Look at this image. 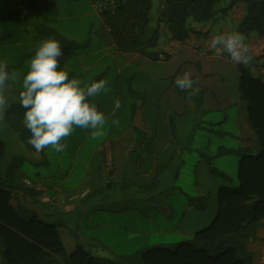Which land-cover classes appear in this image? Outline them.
<instances>
[{
	"label": "crops",
	"instance_id": "0c3cea01",
	"mask_svg": "<svg viewBox=\"0 0 264 264\" xmlns=\"http://www.w3.org/2000/svg\"><path fill=\"white\" fill-rule=\"evenodd\" d=\"M25 1L27 0H13L9 4L12 11L0 12V62L6 61L10 72H16L24 65L25 59L34 56L39 42L49 38L41 35L39 28H49L54 31L57 40H65L74 43L75 46L68 56L66 51L62 50L59 70L66 71L70 79H79L81 86L107 80L110 91L89 98L99 111L105 108V101H109L104 113L107 118L106 135L97 139L96 143H92L91 156L81 168H78L79 154L83 147L90 144L91 130L76 128L74 133L86 131L88 134L78 142H75L77 136L74 135L63 141L68 148L75 149L70 158H65L62 151L51 160L44 149L41 159L34 162L35 166H40L44 172H37L33 180L24 177L18 179V182L22 184L28 180L32 183V188L38 192L37 199L43 215L47 220L58 225V233L66 249V260L79 245L100 260L117 261L139 253L143 251L141 248L130 254L121 255L106 242L92 236V232L98 233L100 230L117 226L116 223L99 222V217L114 216L132 210H118L113 206L102 207L99 206L100 198L98 201L91 198L99 195L112 197L117 190L122 192L132 189L137 194L147 197L149 191L159 192L163 187L166 190L177 189L176 183L185 170L187 158L196 159V166L191 171L196 179L201 177L205 181L210 174L226 176L225 171L216 166V159L229 154H238L240 148L252 149L248 144L250 141L258 144L240 92L238 100L233 104L239 105L242 111H246L247 122L245 126L243 121L241 124L237 122V131L240 134L237 150L226 148L225 142L221 141V138L228 135V132L221 127L222 123L208 122L205 127L203 121L196 123V117L202 115L203 107L207 105L211 95H216L217 110L227 109V106L221 105L217 94L204 84V79L218 77L226 63H234L228 61L224 54H217L211 50L210 39L214 34L210 27L190 28L192 32L183 43H180L171 40L169 32L163 26L156 45V47L160 46L159 51L155 54L157 58L159 55H164L165 58L153 59L149 56L119 51L101 15L94 10L93 5L95 19L83 31L65 27L63 25L65 18H53L48 15V12L57 6V0L51 9L39 17L24 20L21 11ZM237 6L238 4L232 6L231 10L237 9ZM241 19L242 16L239 14V21ZM157 27L158 25L156 29ZM251 41L248 46L250 55L257 61L253 63L255 65L251 69L237 64L238 71L241 65L251 74L254 71L256 76L252 75L264 82V38L258 35L251 38ZM6 42H14V47L5 48ZM149 51L152 52L150 49ZM203 64L207 67L205 70ZM185 72L190 73L193 89L199 90L198 95L191 101L187 99L188 92L181 91L175 84L177 76H182ZM223 83L226 84L224 80ZM22 90L17 89L14 84L10 85L9 92L13 101H16L14 103L20 104L17 97ZM227 94L226 92L223 98L224 104ZM116 100L120 101L119 109L115 108ZM126 100L130 101L128 109L125 108ZM190 113L193 120L188 125L185 124V119ZM116 119L120 122L118 127L112 124V120ZM216 125L219 130H214ZM198 132H202L199 136L203 141L196 140ZM203 132L211 135L206 138ZM214 139L217 140V148L213 151ZM100 153L104 155L101 162L105 167L104 173H92L91 166L95 156ZM222 188H224L222 184H218L216 189L220 191ZM209 193L208 189L197 192V197L183 193L187 201L183 204V214L177 222L179 231L185 228L183 238H191L196 234L195 227L202 218V212L208 207L206 206L204 210L197 209L190 204V200L206 199ZM109 200L115 199L110 198L107 201L116 204ZM151 200L154 201V198ZM162 201L159 205L162 219L165 222H176V210L173 204L168 200ZM74 215H78L75 221H73ZM85 217H88L89 221L84 224ZM94 218L96 222L93 223ZM136 220L145 223L148 218L139 212L134 222ZM248 250L252 255L254 254V264H264V221L258 227L255 237L250 239ZM0 264H2L1 254Z\"/></svg>",
	"mask_w": 264,
	"mask_h": 264
},
{
	"label": "trees",
	"instance_id": "16d2710c",
	"mask_svg": "<svg viewBox=\"0 0 264 264\" xmlns=\"http://www.w3.org/2000/svg\"><path fill=\"white\" fill-rule=\"evenodd\" d=\"M222 1L225 0H164L158 27L147 39H144V34L150 22L153 0H113L112 6L101 17L119 51L159 59L149 49L156 47L163 26L171 40L183 43L192 32L188 20L208 22ZM229 1L233 6L245 5V15L236 32L244 37L257 34L264 38V0ZM55 3L56 0L25 1L21 11L23 19L37 18ZM38 31L41 35L58 39L49 28L40 27ZM57 41L67 56L75 47L74 43L65 40ZM8 71L11 73L9 68ZM239 72L240 96L246 105L260 153L252 155L249 148L237 151L241 157L238 171L240 186L219 191L217 216L209 227L172 248L154 247L117 261L95 258L81 245L66 260L58 225L47 220L45 215L40 216L21 206L19 196L28 204L41 208L37 199L39 194L32 187L16 181L10 171L2 170L6 145L0 139L2 264H254L248 243L264 221V82L241 65ZM16 110H19L18 114ZM23 112L22 106L13 105L8 107L7 115L11 128L27 143L31 134L23 124ZM190 204L200 210L207 206L205 198H192Z\"/></svg>",
	"mask_w": 264,
	"mask_h": 264
},
{
	"label": "rangeland",
	"instance_id": "374dc122",
	"mask_svg": "<svg viewBox=\"0 0 264 264\" xmlns=\"http://www.w3.org/2000/svg\"><path fill=\"white\" fill-rule=\"evenodd\" d=\"M13 0H0V12L9 13L12 11L9 4ZM57 6L53 8L48 15L57 18H65V24H63L67 28H74L80 30H86L90 23L95 19V12L92 9L91 0H57ZM163 0H153L152 8L150 11V22L145 31L144 39L149 38L156 29L158 25V16L162 10ZM232 2L229 0L222 1L218 4L214 9V14L212 19L208 22L196 23L191 19L188 20V24L190 28L195 27H210L211 32L214 35L222 34V33H232L236 32V26L240 22L239 14H241L242 18L245 15V5L239 3L237 9H232ZM234 11L236 14H234ZM92 14L91 16H89ZM5 25V24H4ZM9 24H6V26ZM3 26V25H2ZM95 27L97 24L95 23ZM257 34H252L249 37H245V43L249 46L252 41L251 38L257 37ZM5 48L14 47V42H6ZM159 45L157 47L151 48L150 50L154 53L159 51ZM224 57L228 61H232L231 58L224 53ZM253 57V56H252ZM25 59V63L21 66L15 73H17V80L7 82V91L5 92V96L8 100V107L16 105L21 106V104H16L10 96V85L14 86L17 89H22V79L23 77H19V75H24L28 71V61L31 59ZM68 60H72L69 59ZM203 61V60H201ZM255 59H252L250 63L246 66L248 69L253 67V63H256ZM232 63H234L232 61ZM204 70L207 68L205 64L202 65ZM218 77H210V79L205 78L204 84H206L209 88L213 90L214 93L217 94L218 100L221 105H224L227 109H216V101L215 96L211 95L209 97V101L205 107H203L202 115H198L196 117V123L203 121V126L207 127L206 124L208 122L211 123H222L221 127L225 132H228L227 136L221 138L223 142H225L226 148H234L237 150L239 148L238 144H240V134L237 131L238 123L240 124L243 121V125L245 126L247 122V114L246 111H242L239 105L233 104L238 100L239 93V82H240V72L238 71L237 64H228L226 63ZM205 73V72H204ZM252 74L256 76V73L252 71ZM223 80L226 82L224 85ZM227 94L226 102L224 104L223 98L225 93ZM107 102L105 101V108L102 109L101 112L105 113L107 108ZM125 108L128 109L129 102L125 101ZM232 102V105H230ZM124 106V105H123ZM122 106V107H123ZM7 107V110H8ZM7 110L4 114V119L0 121V139L6 145V153L2 162V170L10 171L14 174V179L17 181L18 179H22L24 177L33 180L35 178V174L37 172H44V169L40 166H35L34 162L39 161L42 157V152H37L32 146H29L26 142L23 141L20 134L14 131L11 128L9 118L7 115ZM17 114L19 110H16ZM26 111V110H25ZM24 115V112L23 114ZM18 116V115H16ZM227 117V118H226ZM243 119V120H242ZM193 120V116L190 113L188 117L185 119V124H190ZM226 120V121H225ZM23 121V120H22ZM220 129V128H219ZM218 126H214V130H219ZM202 132H198V136L196 140L198 142L203 141V138L199 136ZM206 135V138L210 136V133L203 132ZM88 133L86 131L74 133L72 135L77 136L75 142L83 140ZM215 137V136H214ZM217 139V137H215ZM212 143V150H216L217 148V140ZM97 140H90V144L83 147L79 154V164L78 168L82 167V164L87 160L93 151L92 143H96ZM251 149L252 155H258L260 153V148L258 144L248 142ZM75 149L66 148L64 150V157L70 158ZM45 154L49 156V159H54L57 152L53 151L51 148H45ZM104 159L103 153L95 156L94 163L91 166L92 173L100 172L104 173L105 167L101 163ZM241 157L238 154H229L222 156L216 159V166L225 171L226 176L222 175H211L205 181L200 177L198 179L195 176H192L191 171L196 166V159L187 158V165L185 166V170H183L179 180L176 183L177 189H169L166 190L163 187L159 192L149 191L147 197L137 194L134 190H124V191H115V195L110 197L108 195H99V197L95 198V201L99 200V206L107 207L113 206L117 207L118 210H126L130 209L132 211L128 212H120L114 216H102L98 218L99 222H111L116 223V227L106 228L104 230H100V232L95 233L92 232V236H95L96 239L106 242V244L116 250L119 254H130L131 252L136 251L138 248H141L143 251L148 250L150 248H172L179 243H182L190 238H183L182 234L185 228H182L181 231L177 228L178 220L182 216L183 212V204L187 201L186 196L183 194H188L191 197H197V192H201L203 190H209L210 195H206L207 202V210L202 212V218H200L197 226L195 227L196 233L204 230L209 227L213 221L215 220L218 212V193L219 189H216L218 184H222V187L228 189H235L240 186L238 179V171L240 165ZM66 166V165H65ZM53 167V166H51ZM164 184V183H163ZM180 188V189H179ZM181 189L183 192H181ZM218 190V192L216 191ZM109 200L114 201L116 204H111L108 202ZM154 198V201L151 200ZM162 200H168L169 203L173 204V207L176 210V222H165L162 219V213L159 209V205ZM135 210V211H134ZM139 212L141 215H145L148 218V221L143 222H134L135 219L138 218ZM78 218V215L73 216V221ZM84 224L89 221L88 217H85ZM97 221V222H98ZM92 222H96V218L92 220ZM201 222V223H200ZM200 223V224H199ZM75 223H73L74 225ZM185 227V225H184ZM73 227H71L72 229ZM99 252V251H98ZM102 253V252H99ZM103 255V254H99ZM254 256V254H253Z\"/></svg>",
	"mask_w": 264,
	"mask_h": 264
},
{
	"label": "clouds",
	"instance_id": "9594fccd",
	"mask_svg": "<svg viewBox=\"0 0 264 264\" xmlns=\"http://www.w3.org/2000/svg\"><path fill=\"white\" fill-rule=\"evenodd\" d=\"M210 48L217 54L227 53L236 64L247 65L253 59L245 37L239 32L212 36ZM62 56L61 44L55 38L39 42L34 56L28 61V71L22 79L23 90L17 97L26 110L23 124L31 134L27 143L37 152L45 148L57 153L64 151L67 145L63 141L76 128L90 129L92 140L106 135L107 118L89 98L109 92L108 81L81 86L79 79H70L66 71L59 70ZM9 80L16 81L17 73H9L7 62H0V121L8 106L5 92ZM175 84L181 91L188 92L189 101L198 95L199 90L193 89L190 73L177 76ZM120 107V101L116 100L115 108ZM112 124L118 127L120 122L116 119Z\"/></svg>",
	"mask_w": 264,
	"mask_h": 264
},
{
	"label": "built area",
	"instance_id": "2783aa9c",
	"mask_svg": "<svg viewBox=\"0 0 264 264\" xmlns=\"http://www.w3.org/2000/svg\"><path fill=\"white\" fill-rule=\"evenodd\" d=\"M92 1V5L94 10L98 13V14H102L104 11H106L109 7L112 6L113 4V0H91ZM159 59H164L165 56L164 55H159L158 56ZM24 184L28 187H32V183L28 180L24 181ZM38 191V190H37Z\"/></svg>",
	"mask_w": 264,
	"mask_h": 264
},
{
	"label": "water",
	"instance_id": "95a60500",
	"mask_svg": "<svg viewBox=\"0 0 264 264\" xmlns=\"http://www.w3.org/2000/svg\"><path fill=\"white\" fill-rule=\"evenodd\" d=\"M18 199H19L20 204L23 208L27 209L28 211L36 212L40 216H43V212L39 207L28 204L22 196H19Z\"/></svg>",
	"mask_w": 264,
	"mask_h": 264
}]
</instances>
